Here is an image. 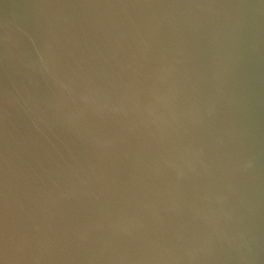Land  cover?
I'll return each mask as SVG.
<instances>
[{
  "label": "water",
  "instance_id": "obj_1",
  "mask_svg": "<svg viewBox=\"0 0 264 264\" xmlns=\"http://www.w3.org/2000/svg\"><path fill=\"white\" fill-rule=\"evenodd\" d=\"M0 264H264V0H0Z\"/></svg>",
  "mask_w": 264,
  "mask_h": 264
}]
</instances>
